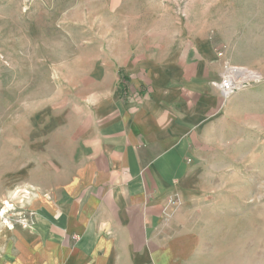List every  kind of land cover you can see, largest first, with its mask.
Segmentation results:
<instances>
[{
  "label": "crops",
  "instance_id": "crops-1",
  "mask_svg": "<svg viewBox=\"0 0 264 264\" xmlns=\"http://www.w3.org/2000/svg\"><path fill=\"white\" fill-rule=\"evenodd\" d=\"M118 25L80 55L94 63L76 74L78 100L39 133L32 174L43 178L28 222L0 227V264H197L180 210L263 133L261 86L224 100L212 42Z\"/></svg>",
  "mask_w": 264,
  "mask_h": 264
},
{
  "label": "rangeland",
  "instance_id": "rangeland-1",
  "mask_svg": "<svg viewBox=\"0 0 264 264\" xmlns=\"http://www.w3.org/2000/svg\"><path fill=\"white\" fill-rule=\"evenodd\" d=\"M119 23L127 35L167 28L209 40L226 62L262 73L264 96V0H0L1 228L29 219L31 183L43 178L32 174L39 133L78 100L76 74L94 63L80 55ZM250 137L219 187L179 212L197 264H264V130L257 144Z\"/></svg>",
  "mask_w": 264,
  "mask_h": 264
},
{
  "label": "built area",
  "instance_id": "built-area-1",
  "mask_svg": "<svg viewBox=\"0 0 264 264\" xmlns=\"http://www.w3.org/2000/svg\"><path fill=\"white\" fill-rule=\"evenodd\" d=\"M222 55V53H219V56ZM246 74H249L250 76H247ZM262 80L263 76L261 72L246 66L234 65L225 61L218 87L223 99L226 100L235 92L250 86H254L260 83ZM26 215V213H22L20 216H18V218H16V220L22 224H25L28 222V217Z\"/></svg>",
  "mask_w": 264,
  "mask_h": 264
},
{
  "label": "bare ground",
  "instance_id": "bare-ground-1",
  "mask_svg": "<svg viewBox=\"0 0 264 264\" xmlns=\"http://www.w3.org/2000/svg\"><path fill=\"white\" fill-rule=\"evenodd\" d=\"M247 76H250L249 74H246Z\"/></svg>",
  "mask_w": 264,
  "mask_h": 264
}]
</instances>
